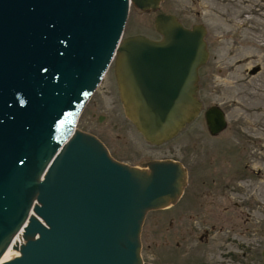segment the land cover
Returning a JSON list of instances; mask_svg holds the SVG:
<instances>
[{
    "label": "water",
    "instance_id": "obj_1",
    "mask_svg": "<svg viewBox=\"0 0 264 264\" xmlns=\"http://www.w3.org/2000/svg\"><path fill=\"white\" fill-rule=\"evenodd\" d=\"M161 1L0 0V264H158L143 261L142 224L180 199L183 166L120 162L77 122L111 63L148 143L199 115L206 28L157 12ZM131 5L156 12L160 39L122 37ZM204 119L211 135L227 127L218 105Z\"/></svg>",
    "mask_w": 264,
    "mask_h": 264
},
{
    "label": "rangeland",
    "instance_id": "obj_2",
    "mask_svg": "<svg viewBox=\"0 0 264 264\" xmlns=\"http://www.w3.org/2000/svg\"><path fill=\"white\" fill-rule=\"evenodd\" d=\"M157 12L174 14L186 27L206 28L209 58L200 73L213 75L203 78L199 115L174 138L148 143L124 114L111 63L77 128L98 137L120 162L173 159L185 166L187 191L174 206L144 219L143 261L259 264L264 247V0H162ZM155 14L131 5L122 37L160 39ZM254 67L259 70L250 74ZM214 104L227 120L217 135L208 132L204 119L205 109Z\"/></svg>",
    "mask_w": 264,
    "mask_h": 264
},
{
    "label": "flooded vegetation",
    "instance_id": "obj_3",
    "mask_svg": "<svg viewBox=\"0 0 264 264\" xmlns=\"http://www.w3.org/2000/svg\"><path fill=\"white\" fill-rule=\"evenodd\" d=\"M200 69L201 68H199V70H198V82H197V85H198V89H197V97H198V93L200 92V90H201V88H202V81H203V78H204V76H207V77H211V75H213V72L210 70V72H209V74L208 73H204V74H201L200 73ZM199 98V97H198ZM214 105H218V104H214ZM212 106V105H211ZM208 108V107H207ZM223 109V108H222ZM223 111H224V109H223ZM224 113H225V111H224ZM225 117H226V113H225ZM101 119V117L99 118V120ZM106 146V145H105ZM149 161V160H148ZM183 166V165H182ZM183 168H184V170H185V173H186V169H185V166H183ZM187 177V176H186ZM187 189H188V187H187V185L184 187V189H183V193H182V196H183V194L187 191ZM181 196V197H182ZM180 197V198H181ZM180 200V199H179ZM178 200V201H179ZM175 205V204H174ZM174 205H172V206H174ZM172 206H170V207H172ZM170 207H167V208H165V209H168V208H170ZM158 210H163V209H158ZM158 210H154V211H158ZM187 211H189V208H188V206H185V213L187 212ZM206 231V230H205ZM204 235H206V233L204 234ZM203 237L204 236H202L200 239H203Z\"/></svg>",
    "mask_w": 264,
    "mask_h": 264
},
{
    "label": "bare ground",
    "instance_id": "obj_4",
    "mask_svg": "<svg viewBox=\"0 0 264 264\" xmlns=\"http://www.w3.org/2000/svg\"><path fill=\"white\" fill-rule=\"evenodd\" d=\"M6 257H7V256L3 257V258L0 260V262H4V260H5Z\"/></svg>",
    "mask_w": 264,
    "mask_h": 264
}]
</instances>
